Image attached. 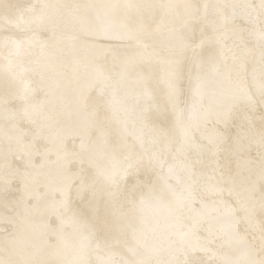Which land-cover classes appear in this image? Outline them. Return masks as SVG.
Masks as SVG:
<instances>
[{"label":"snow or ice","instance_id":"1","mask_svg":"<svg viewBox=\"0 0 264 264\" xmlns=\"http://www.w3.org/2000/svg\"><path fill=\"white\" fill-rule=\"evenodd\" d=\"M0 264H264V0H0Z\"/></svg>","mask_w":264,"mask_h":264}]
</instances>
